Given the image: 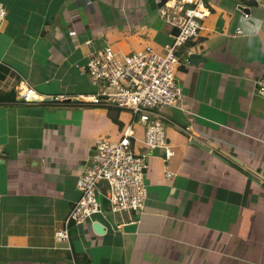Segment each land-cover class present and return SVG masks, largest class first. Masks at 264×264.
<instances>
[{"label": "crops", "instance_id": "0c3cea01", "mask_svg": "<svg viewBox=\"0 0 264 264\" xmlns=\"http://www.w3.org/2000/svg\"><path fill=\"white\" fill-rule=\"evenodd\" d=\"M188 1L0 0V264H264V189L254 188L264 185V100L254 92L264 9L254 0H203L208 13L179 51L188 60L175 71L181 98L162 126L171 176L134 124L131 144L147 155L142 210L109 213L99 182L106 213L68 225L70 252L53 239L94 142L117 141L131 120L77 99L96 91L79 67L104 46L163 52ZM21 80L41 98L20 100Z\"/></svg>", "mask_w": 264, "mask_h": 264}, {"label": "built area", "instance_id": "2783aa9c", "mask_svg": "<svg viewBox=\"0 0 264 264\" xmlns=\"http://www.w3.org/2000/svg\"><path fill=\"white\" fill-rule=\"evenodd\" d=\"M257 2L264 8V0ZM188 3L190 5L181 10L176 32L172 41L163 46V52L157 53L145 46L141 50L124 53L104 46L89 50L85 66L79 67L81 72L86 70L96 91L77 96V99L93 104L103 102L113 108L129 110L131 120L123 127L117 141L101 139L94 142L89 163L76 178L78 198L68 210L62 226L53 230V239L61 244L60 248L70 252V223L81 224L93 214L106 213L96 198L100 193L99 182L104 185L103 196L109 213L142 210L147 195L143 180L147 155L137 153L131 144L132 126L135 123L144 126L142 144L147 152L153 149L162 151L164 176H171L166 163L171 150L165 143L160 109L174 106L181 98L175 71L181 62L186 64L188 60H181L179 51L197 35L199 21L208 13L203 0ZM4 13L0 4V19ZM243 17L247 15L243 14ZM235 32L238 34L239 30ZM254 89L264 100V72L254 80ZM16 93L23 102L41 98L25 80L18 83Z\"/></svg>", "mask_w": 264, "mask_h": 264}, {"label": "water", "instance_id": "95a60500", "mask_svg": "<svg viewBox=\"0 0 264 264\" xmlns=\"http://www.w3.org/2000/svg\"><path fill=\"white\" fill-rule=\"evenodd\" d=\"M166 1H167V0H158V2H157V7H161V5H163L164 2H166ZM188 58H189L191 61H193V62H191V63H194V60H195L196 58H199V57H198V55H196V54H189V55H188ZM51 100H52V99L49 98V97H43V98L41 99L42 102H50ZM66 100H69V99H66ZM74 100H75V99H73V101H74ZM53 101H56V100H53ZM196 145H197L199 148L204 149V148H202V146H200L199 144L196 143ZM204 150H205V151H208V150H206V149H204ZM212 155H214V156H216L218 159L224 161L226 164H228L230 167H232V168H233L234 170H236L237 172L246 175V172H245L244 170H242L241 168H239L238 166H236V165H234V164H232V163H229L226 159H224V158H222V157H220V156H218V155H216V154H213V153H212ZM244 168H246V167H244ZM261 186H262V188H264V185H261ZM135 225H136V224H135L134 222H133V223H127V224H125V225L122 226V230H123V231H131V230L134 229ZM92 228H93V230H94L95 232H101V230H102V226H101L99 223H97V222L92 223Z\"/></svg>", "mask_w": 264, "mask_h": 264}, {"label": "rangeland", "instance_id": "374dc122", "mask_svg": "<svg viewBox=\"0 0 264 264\" xmlns=\"http://www.w3.org/2000/svg\"><path fill=\"white\" fill-rule=\"evenodd\" d=\"M254 92H255V89H254ZM121 110L125 111L128 114V117L131 118V111L126 110V109H121ZM170 110H171V107H162L160 109V115L162 116V118H161V122H162L161 125L162 126H163V123H165V121L167 120V117L169 116L168 112H170ZM135 124H137V123H135ZM254 188L256 189V191H258V190L260 191L261 189H264V188L260 187V185L258 183L255 184ZM131 212H136V211H131Z\"/></svg>", "mask_w": 264, "mask_h": 264}, {"label": "clouds", "instance_id": "9594fccd", "mask_svg": "<svg viewBox=\"0 0 264 264\" xmlns=\"http://www.w3.org/2000/svg\"><path fill=\"white\" fill-rule=\"evenodd\" d=\"M254 2L255 3H257V0H254ZM260 5V4H259ZM261 6V5H260ZM262 7V6H261ZM263 8V7H262ZM264 9V8H263ZM247 15V14H246ZM244 18H246V17H244ZM161 127H162V125H161ZM164 133V132H163ZM164 139H165V136H164ZM166 143V142H165ZM141 211V210H140ZM140 211H136V212H140ZM131 212V211H130ZM129 213V212H128Z\"/></svg>", "mask_w": 264, "mask_h": 264}]
</instances>
